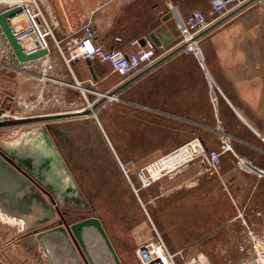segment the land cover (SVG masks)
<instances>
[{
  "label": "crops",
  "instance_id": "crops-1",
  "mask_svg": "<svg viewBox=\"0 0 264 264\" xmlns=\"http://www.w3.org/2000/svg\"><path fill=\"white\" fill-rule=\"evenodd\" d=\"M37 1L64 51L80 37L81 28L89 20L93 23L97 41L105 48H122L131 52L136 49L132 46L134 41L149 39L152 33H156L164 25L166 29L161 34L170 43V37L182 30L184 21L192 12H210L209 0ZM0 2L2 3L1 0ZM259 2L261 0L252 3L215 30L229 24ZM170 13L172 16L164 21L163 18ZM116 37H121L122 41L116 42ZM181 38L180 35L174 38L172 43L164 44L173 46ZM0 42L2 60L8 53L2 41ZM178 55L122 90L126 97H112L106 100L97 107L94 115L47 121L45 129L49 136L45 135L44 138L48 146H51L50 149L55 147L62 154L83 155L81 161L85 165L81 166L82 169L106 170L104 177L109 180L112 176L110 171L115 170L117 159L120 165H127L126 169L138 170L190 141L186 138L187 132L181 133L180 126L174 124L173 118L165 120L163 114L165 105L172 106L176 102L171 98L164 99L166 89L159 80L163 73L175 72L178 69L175 65H169ZM61 59L59 50L51 41L50 56L45 60H37L35 65L29 68L35 72L37 78L32 79L36 89L38 87L44 91L47 84H53L62 88L64 93L73 91L83 98L87 94L94 96L89 102L94 105L102 100L103 94L123 82L110 63L98 58L91 59L97 80L93 79L90 67L85 61H76L71 70L57 65ZM8 62L11 63L9 60ZM56 72L58 76H55ZM42 74L48 79H43ZM77 83H80V88ZM14 86L16 84H13ZM7 95L10 94L7 93L5 97ZM77 105L80 107L77 106L79 108L74 112L83 111L89 106L83 102ZM27 133L29 136L31 130ZM203 142L208 148L206 142ZM78 159L80 160L79 156ZM199 170L200 167L191 164L174 177L157 181L154 184L155 196L151 200L155 209L152 214L148 211L151 219L148 220L162 236L168 248L174 253H180L177 258L179 264H186L199 255L212 259V251L215 252L221 247L226 251L251 248L249 233L261 235L264 231V221L260 220V217H264L263 178L234 177L227 167H221L219 176L210 171L205 172L206 169H203L202 173ZM142 217L143 215H129L113 226H107L100 218L123 264H134L129 252L132 253L135 247L153 236V231L150 233L147 230L148 224ZM120 239L122 241L119 242ZM11 245L16 253H12V257L6 255L0 260V264H49L47 257H44L43 261L34 247L20 241ZM20 248L25 250L22 256L17 254L22 252ZM230 255L228 253L225 257L230 259ZM232 259L233 256L230 260ZM134 260L138 263L135 257ZM252 260L251 254L249 260H241L237 264Z\"/></svg>",
  "mask_w": 264,
  "mask_h": 264
},
{
  "label": "rangeland",
  "instance_id": "rangeland-1",
  "mask_svg": "<svg viewBox=\"0 0 264 264\" xmlns=\"http://www.w3.org/2000/svg\"><path fill=\"white\" fill-rule=\"evenodd\" d=\"M57 65L67 67L63 59ZM169 65L178 69L163 73L159 81L166 89L164 99L171 98L176 104L164 106V119L173 118L181 133L187 132V140L201 136L209 150L219 153L221 167H227L231 176L264 179V0L181 52ZM58 75L56 72L55 76ZM34 78V71L16 70L4 56L0 60V109L5 95L13 96L7 113L11 118L71 113L80 107L77 103L88 104L87 108L92 105L89 102L94 96L89 94L83 98L73 91L64 93L62 88L53 84H47L44 91L36 89ZM5 86L8 87L3 88ZM121 97H126V93L120 92L114 98ZM47 123L2 128L0 144L30 167L73 220L98 216L107 226H113L129 215H143L147 230L150 233L152 230L154 235V227L123 171L127 165H120L117 159L109 180L104 177L106 170L82 169L81 166L85 165L81 161L83 155L62 154L55 147L50 149L44 138L49 136L45 129ZM28 130H31L29 136ZM191 164L200 167V172L206 169L205 172H213L215 176L221 171V168L218 173L209 169L205 158H198ZM126 170L134 184L139 185L137 169ZM29 185L32 195L27 196L31 208L24 209L22 205L16 208L15 205V209L9 202L0 200V212L6 216L5 219L0 217V260L16 253L11 243H18L24 235L35 234L34 231L43 230L58 219L47 197ZM25 195V192L18 191L14 199L19 201ZM141 196L152 214L155 187L144 190ZM47 220L49 222L45 223ZM260 220L264 221V217ZM20 249L22 252L17 254L22 256L25 250ZM252 252L247 247L231 251L221 247L212 251V259L208 258L212 264H223L228 258L225 255L230 253V259L232 256L233 259L227 264H237L249 260ZM129 255L134 264H139L134 260L133 252L130 251Z\"/></svg>",
  "mask_w": 264,
  "mask_h": 264
},
{
  "label": "built area",
  "instance_id": "built-area-1",
  "mask_svg": "<svg viewBox=\"0 0 264 264\" xmlns=\"http://www.w3.org/2000/svg\"><path fill=\"white\" fill-rule=\"evenodd\" d=\"M245 1L247 0H209V14L201 10L192 12L183 23L182 29L184 31L181 34L182 38L173 46L164 43L156 44L153 39L149 38L144 40L143 44L139 40L134 41L132 46L136 47V49L129 52L122 48H105L97 41L96 31L90 20L81 28L80 37L64 51L61 49L60 41L56 39L53 28L49 24L37 0H7L10 6L22 8V13L11 18L10 21L13 34L22 45L26 54L43 49L50 50L51 41H53L59 50L61 58L69 69L72 70V66L76 61L86 62L87 60L98 58L103 62L110 63L115 73L123 79V82L152 66L175 47L188 42L210 25L222 19L231 9ZM19 16H22V19L14 21ZM115 40L120 43L122 38L116 37ZM198 41H194L184 50L193 46ZM11 66L22 72L30 71L29 68H20L13 63ZM41 77L48 79L45 74H42ZM77 87L80 88V83H77ZM198 158H205L208 161L209 167L215 173L220 171L221 159L219 153L216 150H209L198 137L138 169L137 177L139 185L134 184L128 171L122 167L149 220L151 219L146 205L147 202L145 203L141 198V192L150 189L157 181L163 178L173 177ZM248 236L250 237L253 251V260L257 264H264V233L261 235L249 233ZM133 254L139 264H179L177 258L180 253L172 252L155 228L153 237L149 238L142 245L135 247ZM186 264L212 263L207 256L199 255L189 260Z\"/></svg>",
  "mask_w": 264,
  "mask_h": 264
},
{
  "label": "water",
  "instance_id": "water-1",
  "mask_svg": "<svg viewBox=\"0 0 264 264\" xmlns=\"http://www.w3.org/2000/svg\"><path fill=\"white\" fill-rule=\"evenodd\" d=\"M1 1L0 41H2L5 50H7L8 56L11 60L10 62L20 68H30L35 65L37 60L47 59L50 56L49 49H43L31 54H26L24 52L22 45L17 41L13 34L10 21L11 18L22 13V8L19 6H10L7 0ZM256 1L259 0H248L230 14L225 15L222 19L210 25L207 29L196 35L188 42L175 47L172 51H170L167 55H165L162 59L157 61L152 66L148 67L131 79L121 83L115 89L103 94L101 101L97 102L94 105H91V107L83 111L31 116L18 119H7L5 121H0V128L28 125L32 123L46 122L63 118L94 115L96 113L97 107L104 103L106 100L115 97V95L120 93L126 87H128L147 73L155 70L157 67H159L172 57L180 54L191 43L196 40L202 39L205 35L215 30L228 19L235 16L240 11ZM171 16L172 13L167 14L163 18V20L167 21ZM165 29L166 26L164 25L159 29V31H157L156 33H152L150 35V38L153 39L156 44L169 43V40L167 41L161 34ZM183 31L184 29H182L180 32L174 33L170 37V43L173 42L174 38L179 37L183 33ZM141 43L143 44L144 41H142ZM86 63L90 67L93 79L97 80V76L95 75L93 67L91 66V60H87ZM30 179L36 182L33 175H31L26 169H22L7 154L0 151L1 201L2 199L6 202L9 200L10 206L12 208H15L16 206V208H20L22 205L24 209H28L30 198L27 195H32V189H29ZM34 187L39 188L40 191H45L49 195L52 205H57V201L55 200V198L41 184L38 183V186L35 185ZM18 191H23L26 193V195L21 199L22 201L20 202L14 199V196ZM58 213L60 214L61 220L57 223V225H52L44 230H36L34 231L35 234L27 235L21 239L22 243L34 247L43 261L44 257H47L49 264H123L102 224V221L99 218L89 217L81 221H75L72 218L67 219L61 214V212H59V210ZM48 222L49 220L45 221V223ZM242 264H257V262L252 260Z\"/></svg>",
  "mask_w": 264,
  "mask_h": 264
},
{
  "label": "flooded vegetation",
  "instance_id": "flooded-vegetation-1",
  "mask_svg": "<svg viewBox=\"0 0 264 264\" xmlns=\"http://www.w3.org/2000/svg\"><path fill=\"white\" fill-rule=\"evenodd\" d=\"M7 58V60H9V61H11L10 60V57L9 56H7L6 57ZM12 100H14V97L13 96H11V95H7L5 98H4V100H3V102H2V106H1V109H0V121H5V120H7V119H18V118H11L10 117V115L9 114H7L8 113V111H9V106H10V103L12 102ZM8 104V105H7ZM2 128H5V127H1L0 129H2ZM0 142H1V138H0ZM0 151L1 152H4L5 154H7L9 157H11L22 169H26L31 175H33L27 168H26V166L25 165H23L22 164V162H20V161H18L14 156H12L11 154H9L2 146H1V144H0ZM33 177L35 178V180H36V182H38L39 184H41L44 188H46V190L55 198V200L57 201V199H56V197L51 193L52 191L44 184V183H42L35 175H33ZM31 184H33L34 186L36 185V186H38V183H36L34 180H32V179H30V181H29ZM37 188V187H36ZM37 189H39V188H37ZM40 190V189H39ZM42 192H43V195L45 196V197H47V199H48V201L50 202V204H52L51 203V200H50V198H49V195L45 192V191H43V190H41ZM91 199V198H90ZM53 207H54V212L53 213H55L56 215H58V219L56 218V221L53 223V224H51V225H49V226H47V227H50V226H54V225H57V223L61 220V217H60V214L58 213V210H59V212H61V214L63 215V216H65L67 219H68V217L70 218V214L66 211V210H64V209H62L61 208V206H59L58 205V203H57V205H52ZM89 217H96V218H99L100 219V217H98V216H84L82 219H77V220H75V221H81V220H83V219H85V218H89ZM101 220V219H100ZM46 227V228H47ZM45 228V229H46ZM44 230V229H43ZM31 234H33L32 232H29L28 234H26V235H24L22 238H24L25 236H27V235H31ZM21 238V239H22ZM21 239H20V242H21ZM22 243V242H21ZM23 244H25V243H23ZM27 245V244H26Z\"/></svg>",
  "mask_w": 264,
  "mask_h": 264
},
{
  "label": "bare ground",
  "instance_id": "bare-ground-1",
  "mask_svg": "<svg viewBox=\"0 0 264 264\" xmlns=\"http://www.w3.org/2000/svg\"><path fill=\"white\" fill-rule=\"evenodd\" d=\"M22 16H19V17H17V18H15V20L14 21H18L20 18H21ZM51 141V140H50ZM8 143V142H7ZM51 147V146H50ZM11 155L12 156H14L12 153H11ZM54 161V160H53ZM23 165H25L24 163H22ZM26 166V165H25ZM124 167H125V165H123ZM26 168L33 174V175H35L37 178H38V176L35 174V173H33L27 166H26ZM125 170H126V167L124 168ZM39 179V178H38ZM40 180V179H39ZM41 181V180H40ZM42 182V181H41ZM42 183H44V182H42ZM45 184V183H44ZM51 190V189H50ZM64 198V197H63ZM0 217L2 218V219H5L6 218V216H5V214L4 213H2V212H0ZM103 224V223H102ZM104 226V225H103ZM105 228V227H104ZM106 230V229H105ZM111 240V239H110ZM112 242V241H111ZM113 244V243H112ZM114 246V245H113ZM116 249V248H115ZM117 251V250H116ZM118 253V252H117ZM119 255V254H118ZM120 257V256H119ZM121 259V258H120ZM122 261V260H121ZM123 263V262H122Z\"/></svg>",
  "mask_w": 264,
  "mask_h": 264
},
{
  "label": "trees",
  "instance_id": "trees-1",
  "mask_svg": "<svg viewBox=\"0 0 264 264\" xmlns=\"http://www.w3.org/2000/svg\"><path fill=\"white\" fill-rule=\"evenodd\" d=\"M228 261H230V260H229V259H226V261H225L226 263H223V264H227V263H228ZM216 264H219V263H216Z\"/></svg>",
  "mask_w": 264,
  "mask_h": 264
}]
</instances>
